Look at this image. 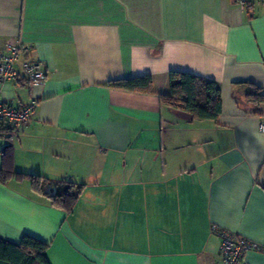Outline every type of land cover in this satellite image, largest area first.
<instances>
[{"label":"crops","instance_id":"1","mask_svg":"<svg viewBox=\"0 0 264 264\" xmlns=\"http://www.w3.org/2000/svg\"><path fill=\"white\" fill-rule=\"evenodd\" d=\"M49 67L42 83H0L37 101L13 146L18 172L78 185L72 212L29 179L0 182V238L48 244L50 264H218L214 228L257 243L264 264V1L0 0V52ZM216 81L222 113L197 120L162 103L169 73ZM153 77V93L107 86Z\"/></svg>","mask_w":264,"mask_h":264},{"label":"trees","instance_id":"2","mask_svg":"<svg viewBox=\"0 0 264 264\" xmlns=\"http://www.w3.org/2000/svg\"><path fill=\"white\" fill-rule=\"evenodd\" d=\"M170 88L160 94L164 105L190 113L197 120L217 121L222 113L221 88L216 81L179 71L169 73ZM107 86L132 92L153 93V77L144 75L133 78L111 80ZM252 94L257 102H264V96ZM8 128V127H7ZM7 131H10L9 128ZM13 146L8 145L2 151L0 182L11 179L23 181L29 179L35 191L45 194L54 207L72 212L77 203L78 185L63 179L54 182L56 192H45L49 179L40 174H26L15 170ZM48 244L33 236L25 235L19 243L0 238V264H50Z\"/></svg>","mask_w":264,"mask_h":264},{"label":"built area","instance_id":"3","mask_svg":"<svg viewBox=\"0 0 264 264\" xmlns=\"http://www.w3.org/2000/svg\"><path fill=\"white\" fill-rule=\"evenodd\" d=\"M249 2L250 0H239L242 7ZM22 47L18 39L10 38L5 42L4 49L0 52V83L22 79L30 83H42L46 80L49 67L40 60H22ZM36 107V100L22 107L0 100V125L7 126L11 135H17L29 123ZM260 130L264 132V122L260 124ZM214 230L221 239L218 264H249L247 252L261 249L257 243L241 235L216 227Z\"/></svg>","mask_w":264,"mask_h":264}]
</instances>
